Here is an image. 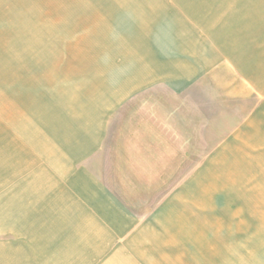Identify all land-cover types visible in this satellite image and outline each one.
Here are the masks:
<instances>
[{
  "label": "rangeland",
  "instance_id": "obj_1",
  "mask_svg": "<svg viewBox=\"0 0 264 264\" xmlns=\"http://www.w3.org/2000/svg\"><path fill=\"white\" fill-rule=\"evenodd\" d=\"M158 54L201 67L139 66ZM87 179L88 216L67 206ZM38 180L0 247L40 264L78 242L83 264H264V0H0V220Z\"/></svg>",
  "mask_w": 264,
  "mask_h": 264
},
{
  "label": "crops",
  "instance_id": "obj_2",
  "mask_svg": "<svg viewBox=\"0 0 264 264\" xmlns=\"http://www.w3.org/2000/svg\"><path fill=\"white\" fill-rule=\"evenodd\" d=\"M88 5L91 6V4H88ZM102 6L103 7H98L97 6L96 8H98V10L97 9H95V10L99 11V13H101L104 18H109V17L113 18V16H115L113 14L109 15L108 14V8L106 9L104 7V4H102ZM115 6H116V9H117L118 4L115 3ZM54 9L56 11H58L57 8L54 7ZM71 9L75 10L74 8H71ZM80 10H81L80 11L81 12L80 15H82L83 17L86 15L87 12H91V10L88 9V8H85V9L83 8V9H80ZM47 17L51 18L50 16H47ZM70 17H73V16H69V18L68 17H66V18L70 19ZM97 27H100V26L97 25ZM89 31H91V29ZM158 55H159L158 57L155 56L153 58H150V56H149L148 59L145 60V61L138 62L139 59H138V61H136V60H133V61L138 62L139 66H141L142 68L150 69V68H153V66L155 67L156 63L160 62L161 59L167 60V61H169V64H170L171 67L168 66L167 62L159 63L164 68V73H168V74H171V75H173V74L178 75L179 74V75H182V76H187L189 67H192V74L195 73V69L198 68V66L201 67V65L198 63V61L196 62V59L193 58V57L190 60H188V58H186V57H184V58H181V57L180 58H172V57H170L169 59H167V57H165V58L163 57L165 54H158ZM172 60H176V61L173 63V62H171ZM189 61H191L190 64H189ZM168 68H169V70H168ZM167 84H169V83H167ZM125 86L128 87V90L126 89V87L124 88V89H126V90H124L126 92L129 91V90H139V89L144 87V86H140V85L129 86L128 84H126ZM141 135H142L143 140H141V143H140V147H141L140 150L142 148H147L148 150H149V148H155L156 150L157 149L167 148L166 146H163L161 143H156L157 141H155V139H161V133H159L157 131L156 132H154V131H151V132L143 131V132H141ZM72 145H73V143H72ZM74 145H75V143H74ZM67 152H69L70 155H73L75 160H76V158L78 156H81V160H83V159H85L87 157L86 153L82 154L80 152H78V153L77 152L76 153L72 152V154H71V152L69 150H67ZM84 152H86V151H84ZM141 153L144 154V152H141ZM142 154L140 156L141 157H145ZM162 154L163 155L165 154L164 150H162ZM133 159H135V158H132V160ZM72 161H73V158H72L71 162ZM135 162H137V163H147L148 162L149 163V160H147L145 158H142V159H139V160L135 159ZM152 163H155V159L152 160ZM91 184H92L91 180L87 179L86 181L82 182V185L79 188L72 189L71 191H68L71 194V195H69V198L67 200V203H68L67 206L69 207V210L74 208L75 212L80 210V211H84V213H85V212H87L86 211L87 208H90V209H88L89 215H90L93 203L96 204L95 207L98 209V207L100 206V199H98V197L96 199H93L95 197H93L92 194H97V195L100 194L99 193V188L97 189V191H94ZM73 185H75V183H73ZM33 189L37 190L36 194H39L41 191H43V194L48 195L47 191L49 192V194H51V192L53 190V187L51 185H49V184L43 185V184H41V182L39 180H38V184L37 185L36 184H25V185L22 184V185H19V186L17 185L14 188V190H13V194H14L13 195V199H12V193H10V200L9 201H10L11 204H12V202L19 204V206L21 208H19V210H18V212L20 213L18 219L24 221V223L22 225H19L18 227H16L15 224L12 221L8 220V217L2 216L3 218H5L4 219L5 221L3 219H1L2 222H0V226L1 225H3V226L6 225V227H3L4 230H6V229L7 230H12V231L14 230L15 233H19L21 235V232L25 229L24 224H27V222H28V219H23V218L29 217L30 215L28 214V212H31L30 210L27 209V207L24 206V203L26 201H28V200H31L30 198H32L31 196L34 193ZM58 197H59V195L56 196V198L53 200V202L56 200L55 204L59 200ZM3 210H4V212L5 211L7 212V210H5V209H3ZM27 234L28 233L25 232L23 236L27 237L28 236ZM143 234H144V232H143ZM143 234H141V235H143ZM36 236L37 235H34L35 238H36ZM90 236H91V239H92L93 238L92 234ZM88 238H89V236H88ZM32 239H34V238L32 237ZM28 242L31 243L33 241L30 239V240L27 241V243ZM25 246L21 245L18 248L13 246V245H11V246L10 245L9 246H7V245L1 246L0 247V264H40V262L43 260V258H41V256H39V255L36 256V254H40L41 251H39L38 249H32L31 247L28 248V247H25ZM84 246L85 245H83L82 242H78L77 246H75L73 249H71V251H68L65 255H61L62 250H60V251L59 250H55L54 255H52V257H53V259L57 258V263L56 264H83V263H77V261L80 260V258H77V254H80V257L82 255L85 256L82 253V252H86L84 250ZM2 257H3V259H2ZM33 258H35V261H34ZM70 261L72 263H70Z\"/></svg>",
  "mask_w": 264,
  "mask_h": 264
},
{
  "label": "bare ground",
  "instance_id": "obj_3",
  "mask_svg": "<svg viewBox=\"0 0 264 264\" xmlns=\"http://www.w3.org/2000/svg\"><path fill=\"white\" fill-rule=\"evenodd\" d=\"M99 252V251H98Z\"/></svg>",
  "mask_w": 264,
  "mask_h": 264
}]
</instances>
